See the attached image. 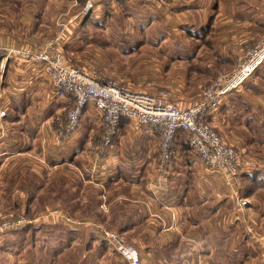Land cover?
<instances>
[{
  "label": "rangeland",
  "instance_id": "1",
  "mask_svg": "<svg viewBox=\"0 0 264 264\" xmlns=\"http://www.w3.org/2000/svg\"><path fill=\"white\" fill-rule=\"evenodd\" d=\"M68 1L34 0L39 3L38 7H45L50 12L52 24L49 27L46 25L45 30L32 31L31 37L25 39L29 41V45L42 47L44 42L59 30V21L71 23L65 34L64 28L63 38L57 45L66 63L83 69L95 68L101 76L110 75L135 90L157 92L159 89L173 88L169 90L175 101H185L187 104L196 101L203 87L217 74L228 73L235 66L234 64L231 66L220 54V44L224 38L231 41L229 44H234L232 41V34L236 35L234 0H200L204 2L203 5H210L213 1L218 3L211 16L209 6L204 8L203 5L184 8L181 11L183 14H180L181 12L174 14L187 24L188 17L197 12L200 17L196 25L201 26L207 17L209 20L215 19L213 16L217 13L215 22L209 21L206 28L195 31L197 37L191 34V27L181 25L178 28L177 20L169 22L162 10L159 11L155 5L143 0L138 2L141 6L143 3L147 5L142 11L135 5L133 12H129L128 9H118L110 13L104 11L103 14L91 11L85 16L80 14L81 2L72 4V1ZM28 2L31 0H0V16L2 10L5 19L30 14ZM193 3L197 4V1ZM195 8L198 11H194ZM5 21H7L5 25H9V20ZM248 32L251 33L247 30ZM260 32L259 37H264V30ZM17 33L24 36V32ZM259 37L245 42L241 57H245L249 45ZM247 46L249 47L246 48ZM230 47L229 52L235 45ZM256 87L264 90V76L258 77ZM231 97L229 96L230 103L235 104L236 98ZM225 99H228L227 95L223 101ZM3 105L0 99L1 118L5 115L1 114V111H5ZM226 128L227 130L222 131L215 127V130L226 144L242 149L243 155L251 162L236 180L240 192L237 194L250 206L247 204L237 206L236 193L231 196L228 190L221 191L218 196L213 194L214 197L209 194L202 195L204 201H199L200 195L196 188L202 183L199 177L195 176L196 179H192L195 188L192 184L190 186L193 194H196H194L196 207L191 215L196 218L197 224L190 225V228L200 235L201 233L206 235V238L201 235L189 242L195 247H203L206 245L204 240L208 239L215 247L216 252L212 257L214 256L218 264H264V186L251 183L245 176L254 174V171L264 175V141L252 142L251 135L236 134L237 129L234 127ZM1 130L8 132V136H17L15 127H6L2 124ZM227 131L230 135L241 134L242 141H229L225 134ZM181 144L185 145V142L179 143V156L191 159L192 154L190 155L188 147L185 145V148H182ZM25 150L29 151L25 153V157L19 156L9 160L0 169V218L16 212H23L32 217L38 216L43 213L44 207L55 201L66 209L67 213L64 214L68 219L52 220L47 217L9 234L2 242L9 250L1 254V261L25 258L39 264H128L117 248L108 242L105 232H116L124 244L132 246L135 238L146 242L145 235L142 234L140 237L139 234L140 238L135 237L138 233H135L133 227H129L130 219L137 220L142 212L131 206L126 199L110 204L108 196H112L113 190L111 192L99 190L100 195L97 197L96 189L89 186L81 189L77 173L66 170L64 166L52 167V172L42 170L40 173L34 170L31 172V148ZM186 158L185 161L190 163ZM120 190L127 193L128 189ZM82 194L85 197H81ZM99 202L100 206L97 205ZM77 210H82V215L88 217L89 221H79ZM38 211L42 212L36 214ZM78 229L79 233L74 231ZM19 250L20 254L15 256V251ZM136 250L140 261L147 264L143 262L139 250L137 248Z\"/></svg>",
  "mask_w": 264,
  "mask_h": 264
},
{
  "label": "crops",
  "instance_id": "2",
  "mask_svg": "<svg viewBox=\"0 0 264 264\" xmlns=\"http://www.w3.org/2000/svg\"><path fill=\"white\" fill-rule=\"evenodd\" d=\"M70 1L72 4H76L74 0L68 2ZM108 1L97 4L92 13L103 14L104 11L110 13L118 9H128L129 12H133L135 5H138L136 7L140 11L147 7L146 3H143L142 6L139 5V0ZM189 1H197V4ZM234 1L236 5V12L233 14L236 20V35L232 34L234 44H229L231 41H227L224 37V41L221 43L223 46L220 44V54L224 60L229 61L231 66L235 65L237 59L241 57L245 42L259 37L260 31L264 30V0ZM203 3L200 0H171V4L166 8L156 5L154 7L159 11L162 10L169 22L177 20L178 28L181 25L183 27L188 25L194 32L200 28H206L209 21L215 22L217 13L213 16L215 19L209 20L207 17L204 25L201 26L196 25L200 17L197 12H193L188 17L187 24L174 14L181 12L184 8L196 7V5L201 7ZM37 5L39 3L34 0L28 2L30 14H22L21 17L11 19L6 17L5 19L3 10L0 16V55H2L0 60V99L5 105L2 107L6 112L4 113L5 117H0V125L15 127L17 132V136L14 137L8 136V132L0 131V169L9 160H14L19 156L25 157V153L29 152L25 149L31 148V172L38 171L40 173L41 170L52 172V167L64 166L66 170L77 173L76 175L81 181V189L84 186L96 189L97 197L100 195L99 190L104 192L113 190L112 196H108L110 204L126 199L131 206L142 212L137 220L130 219L129 227H133L135 233H138V236L135 237H139V234L141 237L143 234L147 238L146 242L135 240L138 239L135 238L131 243L139 250L143 262L147 264H218L214 256L212 257V254L216 252L214 251L215 247L208 239L204 240L206 245L203 247H195L192 245L193 243L189 242L201 235L206 238V235L202 233L200 235L196 233V230L190 228V225L197 224L196 218L191 215L195 210L196 200L190 185H194L192 179H196L195 176H198L202 185L196 190L200 195L199 201H201L203 196L207 194L213 197L214 195L218 196L223 190H228L231 196L234 195L238 192L237 181L221 175L215 169H208L199 164L194 160L193 155L190 159L191 164L186 162L183 155V157L179 156L177 138L171 164L163 175H159L157 170L159 159L157 136L147 126L137 125L126 119L122 120L115 148L105 157L89 159L86 150L88 139L91 129L95 128L98 123L97 111L93 106L85 108L75 135L69 140L57 142L50 119L52 115L68 107L70 103L52 93L51 83L41 64L16 54L6 56L4 51L5 47L28 44L29 41L25 39L31 37L32 31L45 30L46 25L51 26L50 12L45 7ZM217 5L218 3L213 1L212 4L203 6L204 8L209 6L211 9L209 16H211L213 15L212 10ZM194 11H198V9L195 8ZM222 16L225 17V15ZM5 20H9V25H5L7 24ZM70 26L71 23L66 24L64 34ZM247 30L251 33H247ZM17 32H24V36L18 35ZM230 45H235V47L229 52ZM191 56L195 55L191 54ZM259 76H264V63L246 81L231 91L227 95L228 99L222 101L218 109L208 117L209 123L214 128L218 127L225 131L228 126L229 128L234 127L237 129L236 134L251 135L252 142L264 141V97H261L264 96V90L256 87ZM229 96L236 98L235 104L230 103ZM178 102L182 105L187 104L185 101L178 100ZM225 134L229 141H242L241 134L237 136L232 133L231 136L228 131ZM250 139L248 138L247 141L249 142ZM120 188L128 189L127 193L121 192ZM81 197L85 196L82 194ZM97 205L100 206V202ZM80 208L82 209V207ZM44 211L48 213L47 217L52 220L67 218L64 214L67 211L59 202L49 203L44 207ZM40 212L42 211H38L36 214ZM82 212V210L76 211L78 220L89 221L88 217L82 215ZM79 230L74 231L79 233ZM12 233L0 236V264H39L35 261H27L25 258L17 261H1V254L9 250L2 242ZM31 236L37 237L34 234ZM95 246L98 245L95 244ZM98 248L100 249L99 246ZM19 252L21 250L15 251V256H18ZM124 261L127 262L125 259Z\"/></svg>",
  "mask_w": 264,
  "mask_h": 264
},
{
  "label": "built area",
  "instance_id": "3",
  "mask_svg": "<svg viewBox=\"0 0 264 264\" xmlns=\"http://www.w3.org/2000/svg\"><path fill=\"white\" fill-rule=\"evenodd\" d=\"M105 1L108 0H83L80 14L89 15L97 4ZM143 1L164 8L171 4V0ZM74 2L78 3V0ZM58 24L59 30L40 48L28 44L4 48L6 56L16 54L41 64L51 83L52 93L70 103L50 119L57 142L71 139L80 125L85 108L93 106L97 111L98 123L88 139L86 150L89 159L105 157L115 148L122 120L126 119L147 126L157 136L159 175H163L171 164L178 130L185 132L194 160L208 169H215L236 181L239 174L250 165V160L240 149L221 139L208 117L218 109L226 95L264 63V37L248 48L245 57L237 59L232 71L217 74L204 86L196 101L182 105L175 101L169 89H159L157 92L135 90L110 75L101 76L95 68L83 69L66 63L57 46L63 38L66 22L59 21ZM4 112L1 111V114ZM236 194L235 204L245 206L246 200ZM47 215L45 211L34 217L16 212L0 218V236L33 225L47 218ZM105 236L128 264H143L136 248L124 244L116 232L106 231Z\"/></svg>",
  "mask_w": 264,
  "mask_h": 264
},
{
  "label": "trees",
  "instance_id": "4",
  "mask_svg": "<svg viewBox=\"0 0 264 264\" xmlns=\"http://www.w3.org/2000/svg\"><path fill=\"white\" fill-rule=\"evenodd\" d=\"M78 1H79V3L81 2L80 4H83V0H78ZM190 32H191L192 35L196 36L195 31L194 32L190 31ZM1 58H2V55H0V60H1ZM181 136H182V138H181ZM176 138L178 139L179 143L181 141L185 142V145L188 147V150H189V153H190L191 151H190V147L188 145L187 139L185 137V132L183 130H178L177 133H176ZM185 145L181 144V147L185 148ZM190 155H191V153H190ZM186 159H187V161H190V157H187ZM254 172H255L254 174L252 173L251 175H245V176L248 177L247 179H249L251 181V183H254L255 185L264 186V182H262V179H264V175L259 174L258 171H254Z\"/></svg>",
  "mask_w": 264,
  "mask_h": 264
}]
</instances>
